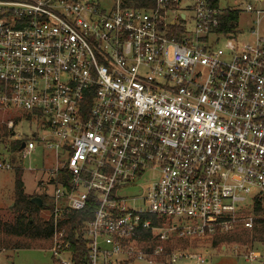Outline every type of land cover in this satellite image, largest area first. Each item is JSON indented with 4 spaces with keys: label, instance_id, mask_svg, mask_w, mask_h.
<instances>
[{
    "label": "built area",
    "instance_id": "built-area-1",
    "mask_svg": "<svg viewBox=\"0 0 264 264\" xmlns=\"http://www.w3.org/2000/svg\"><path fill=\"white\" fill-rule=\"evenodd\" d=\"M226 11L239 14L222 0L111 9L0 0V126L36 124L30 139L14 134L23 156L53 154L56 264H78L81 245V264L203 263L174 240L254 227L255 200L264 204V9L247 4L252 25L237 22L230 35L218 32ZM90 201L75 244L61 222Z\"/></svg>",
    "mask_w": 264,
    "mask_h": 264
},
{
    "label": "trees",
    "instance_id": "trees-1",
    "mask_svg": "<svg viewBox=\"0 0 264 264\" xmlns=\"http://www.w3.org/2000/svg\"><path fill=\"white\" fill-rule=\"evenodd\" d=\"M123 5L129 8H151L155 5V0H122ZM239 14L238 12L226 11L221 16V23L218 32L230 35L237 27ZM22 118L31 120L32 116L23 114V116L16 117L18 122ZM14 130L9 129L6 125L0 126V147L3 145L14 154L21 152V144L25 140L13 139ZM12 158V157H11ZM13 159V158H12ZM13 166V163H12ZM24 168L20 161L14 168V206L10 211L14 214L12 220H5L0 214V252L4 250L14 249H31V248H50L53 245L54 223L50 215L49 218L42 216V211L45 209L47 194L40 195L43 200L41 208L37 207L31 202L32 195L25 191V184L23 181ZM96 206L90 204L81 211L70 212L66 220L61 222V226L66 228L68 238L74 241L75 244L80 242L76 239L75 232L84 222L92 218ZM253 213L256 216L254 227L250 230L241 229L232 234L219 235L212 241L213 247H221L223 244H240L250 246L251 249H256L255 243H260L264 246V204L260 199L255 200ZM154 225L161 223L158 216H150ZM157 242L153 241L154 247ZM167 251L171 250L170 243H167ZM189 241L182 239L174 240V248H188ZM79 254L75 255L74 259L78 264L83 261L85 250L80 246ZM169 252V251H168Z\"/></svg>",
    "mask_w": 264,
    "mask_h": 264
},
{
    "label": "rangeland",
    "instance_id": "rangeland-1",
    "mask_svg": "<svg viewBox=\"0 0 264 264\" xmlns=\"http://www.w3.org/2000/svg\"><path fill=\"white\" fill-rule=\"evenodd\" d=\"M98 2L105 9H111L114 0H87ZM234 7L239 9V27L245 29L252 25V21L255 16L248 14L245 11L247 4H256L258 7L264 9V1L257 3V0H222V6ZM262 30L264 31V19L262 20ZM246 31V30H244ZM243 35L241 38L248 36ZM218 46L222 45V40L218 43ZM19 117V114H13L12 116ZM9 115H7L8 117ZM6 119V116H0V122ZM37 125L30 123H21L14 129L15 135L21 139L32 138L34 132H37ZM15 139V138H13ZM13 159H12V158ZM24 168L23 181L25 184V191L29 195L39 196L47 194V200L45 209L42 211V216L49 218L51 213V200L53 194V187L50 184V173L45 169L51 167L54 164V158L51 151H43L41 147H37L35 151L27 156H23V153L12 154L8 148L1 145L0 147V162L10 161L13 163V168L0 169V214L5 220H12L14 214L10 209L14 206V168L20 161ZM134 193H130V195ZM139 204V203H138ZM249 206L247 205V210ZM253 211V210H252ZM177 221V220H174ZM244 229V228H242ZM252 229V228H251ZM241 230V229H239ZM250 230V229H248ZM210 239H195L190 243L188 248L194 249L195 253H202L207 257L205 262H200L196 258L186 256L180 258L177 262L171 263L170 261L163 263H154L148 260H132L126 264H264V246L260 243H255L256 250L260 254L255 260H250L244 255L246 250L251 249L250 246L232 244L228 245L227 249L223 247H213ZM235 248V249H234ZM0 264H56L50 251V248H31V249H14L4 250L0 252Z\"/></svg>",
    "mask_w": 264,
    "mask_h": 264
},
{
    "label": "water",
    "instance_id": "water-1",
    "mask_svg": "<svg viewBox=\"0 0 264 264\" xmlns=\"http://www.w3.org/2000/svg\"><path fill=\"white\" fill-rule=\"evenodd\" d=\"M24 146H25V143L23 142V143L21 144V149L24 148ZM31 202H32L33 204H35L37 207H39V208H41L42 205H43V200H42V198L39 197V196H34V197H32V198H31Z\"/></svg>",
    "mask_w": 264,
    "mask_h": 264
},
{
    "label": "crops",
    "instance_id": "crops-1",
    "mask_svg": "<svg viewBox=\"0 0 264 264\" xmlns=\"http://www.w3.org/2000/svg\"><path fill=\"white\" fill-rule=\"evenodd\" d=\"M257 1H258V0H257ZM261 1H264V0H260V2H261ZM249 28H250V26H248L247 28H245V30H247V29H249ZM243 29H244V28H243Z\"/></svg>",
    "mask_w": 264,
    "mask_h": 264
}]
</instances>
